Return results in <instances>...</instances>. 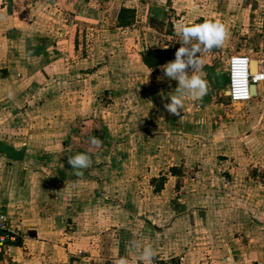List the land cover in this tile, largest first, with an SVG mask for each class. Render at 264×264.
Instances as JSON below:
<instances>
[{
	"label": "crops",
	"instance_id": "0c3cea01",
	"mask_svg": "<svg viewBox=\"0 0 264 264\" xmlns=\"http://www.w3.org/2000/svg\"><path fill=\"white\" fill-rule=\"evenodd\" d=\"M202 1L0 0V214L20 234L0 249V264H114L120 256L131 264L145 244L155 252L153 264L184 260L183 254L224 260L229 251L234 264H264L260 170L233 166L230 180L220 179L231 192L222 205L194 211L181 169L195 158L189 146L206 137L193 131L211 98L225 86L228 96L229 58L248 56L257 73L264 70V0ZM204 20L232 27L222 45L225 77L202 66L207 93L184 96L172 114L164 105L177 82L162 66L181 46L179 26ZM242 42L247 52L237 51ZM150 51L153 68L144 61ZM253 95L233 104L247 108L227 127L237 138L221 129L211 140L224 150L238 142L258 160L264 159V82ZM119 98L117 135L106 113ZM125 101L134 103L123 112ZM146 107L153 120L140 116ZM90 137L101 143L92 145ZM77 153L89 155V167L73 170L68 158ZM103 158L108 163L100 167ZM201 168L205 176L212 172L205 163ZM118 172L123 178L113 187ZM141 175L152 177L141 182ZM207 181L209 199L219 182ZM130 241L140 248L131 251Z\"/></svg>",
	"mask_w": 264,
	"mask_h": 264
},
{
	"label": "rangeland",
	"instance_id": "374dc122",
	"mask_svg": "<svg viewBox=\"0 0 264 264\" xmlns=\"http://www.w3.org/2000/svg\"><path fill=\"white\" fill-rule=\"evenodd\" d=\"M202 2H206V1L203 0ZM225 28H229L230 31L232 30V27H225ZM228 42L229 41L226 40L227 45L229 44ZM235 43L236 42H230V45H231V47L229 48L230 50L234 49L233 47H235L234 46ZM242 43L244 44H239L241 47V50H237V51L247 52L249 49V45H247L248 43L246 42H242ZM249 43L252 44V47H253V43L251 41H249ZM225 50H227V46H225V49H223V47L221 46L219 48H215V49L213 48L212 50L207 51V52L202 51L199 54L197 53V55H199L201 58L202 66H213L215 68H218L220 75H223L225 77V73H226L225 62L227 61V54L225 53ZM146 75L147 73L144 74V77H148ZM148 81L153 82V80H148ZM226 89H227V86L223 87L222 90L216 93L217 95H214L211 98L208 111L206 112V116L203 118L204 119L203 124H199L200 126L198 128L194 127V131H193L194 133H197V132L203 133V134H206V137L204 136L201 137L200 135L198 141H194L193 144L189 146L191 147V150H192L191 152L193 153V157L195 158H192L191 160L192 166H189V167L183 166L181 168L182 170L186 168V171L188 172V176L186 177L187 181L185 182V184L188 187V194L193 195L191 203L194 208L192 210L194 211L196 210L199 211L201 210L202 207H206V206L207 208L212 209L213 207L217 208L218 204H220V206L222 205L221 202L226 200L225 199L226 192L228 193H231V192L230 190L225 188L222 184H220L221 183L220 179L221 177H224V180L221 179L222 181L224 182L229 181L231 178V174H229V171L232 170L233 166H236V167H239V166L249 167L250 166V167H253V170L254 169H257L256 171L260 170V174H259L260 184L258 183L257 184L258 186L260 185L262 188L264 187V177L261 174V172L264 169V159L256 160L255 158L253 159L249 158L247 153H245L244 149L240 147L238 142L232 143L231 146H229L228 150H224L222 147L212 144L211 139L214 138L218 130H221V129L223 130L222 133L226 134L225 136H227V132H229L228 135H230V137L234 139L236 136L233 138L234 135H231L232 134L231 127L229 129L227 127L228 125L234 122L232 121L233 120L232 116L237 115L238 113L246 112L247 110V108L242 105H233L230 102L229 98H227L224 93ZM119 99L116 101V103H114V105L109 102L107 103L109 107L111 106V108H110V112L106 113L108 117L112 119L114 126L117 127L116 128L117 135L120 134V130L118 127L120 125V116L122 114L121 99L120 100ZM133 103L134 102L131 101L129 104H126V101H125L123 103L125 104V106H123L125 111L123 112L128 111V109L130 110V108L133 106L132 105ZM148 108L149 107H146V109L141 110L140 116H144V118L153 120L151 118L152 117L151 114L153 113L150 114L149 113L150 111L147 110ZM197 135H194V137H198ZM118 145L119 143L116 146ZM115 148L116 147L114 146L112 152L115 151L117 153L118 151H116ZM229 152H230V155H228ZM107 163L108 162L106 158L105 159L103 158L101 161L98 162V164H101L100 167H103V165ZM202 163H205V168H207L208 170L212 169V172H210L208 176H205L202 173H200L203 169L201 168ZM131 164L134 166V170H135L136 161H132V163L131 161H129L130 169H131ZM152 164H153V159H150L149 168ZM217 165L221 167L219 172L222 171L221 172L222 175L217 174L218 173ZM120 166L121 165H119V167ZM166 167H168V165ZM225 171H226V174H225ZM197 172H198V175L196 174ZM144 177H146L149 180V178L152 177V175H147V176L141 175L140 176L141 182L145 181L143 179ZM122 178L123 177L120 172L116 173L113 176V181L111 182L112 186L115 187V185H119L120 184L119 180ZM207 180H210L211 182L213 181L215 182L217 180L219 182L217 185L213 182L216 185L215 186L216 192L210 193L209 199H208L207 194L213 191H211V188L209 187L210 191L206 192L207 182H208ZM118 194L119 193L117 194L113 193L114 196H117ZM208 200L209 202H207ZM218 200H219V203L217 202ZM197 243H200L198 239H192L190 242V246L194 249L193 251H195L198 254V253H201L200 252L201 246L196 245ZM182 256L185 257L184 260L183 259L180 260L179 258L175 259L179 264H223V259H218V258L214 259L213 257L211 258L209 256L203 259H200L199 256L190 257V256H187L186 254H183Z\"/></svg>",
	"mask_w": 264,
	"mask_h": 264
},
{
	"label": "clouds",
	"instance_id": "9594fccd",
	"mask_svg": "<svg viewBox=\"0 0 264 264\" xmlns=\"http://www.w3.org/2000/svg\"><path fill=\"white\" fill-rule=\"evenodd\" d=\"M178 31L181 36V46L175 51L174 60L162 66L164 75L177 82L174 94L169 96L170 102L164 105L165 109L172 114H178V110L182 109L184 96L199 99L207 93L208 82L203 78L202 61L197 53L221 47L227 35L224 24L219 20L189 22L188 25H180ZM193 40L196 43H192ZM90 143L98 146L101 141L96 137H90ZM2 159L4 158L0 157V160ZM68 163L73 170L85 169L89 167L91 160L87 153H77L68 158ZM76 175L82 176L83 173L76 171ZM138 248L140 245L137 241H130L131 251L135 252ZM154 255L152 246L145 244L131 264H138V262L139 264H153ZM114 264H129V260L125 256H120ZM223 264H234L230 251L224 258Z\"/></svg>",
	"mask_w": 264,
	"mask_h": 264
},
{
	"label": "built area",
	"instance_id": "2783aa9c",
	"mask_svg": "<svg viewBox=\"0 0 264 264\" xmlns=\"http://www.w3.org/2000/svg\"><path fill=\"white\" fill-rule=\"evenodd\" d=\"M264 82V70L252 74V60L248 56L235 55L229 58L228 98L232 104L250 102L253 86ZM19 232L12 229L7 216L0 214V249L16 242Z\"/></svg>",
	"mask_w": 264,
	"mask_h": 264
},
{
	"label": "trees",
	"instance_id": "16d2710c",
	"mask_svg": "<svg viewBox=\"0 0 264 264\" xmlns=\"http://www.w3.org/2000/svg\"><path fill=\"white\" fill-rule=\"evenodd\" d=\"M153 58H154V53L152 51L146 53L145 56H144V61L150 68L154 67ZM172 172L175 173V170L173 169ZM159 264H179V263L175 259H173V260H171L169 262H160Z\"/></svg>",
	"mask_w": 264,
	"mask_h": 264
},
{
	"label": "bare ground",
	"instance_id": "6f19581e",
	"mask_svg": "<svg viewBox=\"0 0 264 264\" xmlns=\"http://www.w3.org/2000/svg\"><path fill=\"white\" fill-rule=\"evenodd\" d=\"M252 74L256 75L257 74V63L255 61H252ZM253 89V93H254ZM256 94V93H255Z\"/></svg>",
	"mask_w": 264,
	"mask_h": 264
},
{
	"label": "water",
	"instance_id": "95a60500",
	"mask_svg": "<svg viewBox=\"0 0 264 264\" xmlns=\"http://www.w3.org/2000/svg\"><path fill=\"white\" fill-rule=\"evenodd\" d=\"M253 89H254V91H255V86H253Z\"/></svg>",
	"mask_w": 264,
	"mask_h": 264
}]
</instances>
